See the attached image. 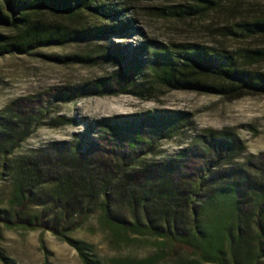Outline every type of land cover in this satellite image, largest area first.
Instances as JSON below:
<instances>
[{
    "label": "trees",
    "instance_id": "obj_1",
    "mask_svg": "<svg viewBox=\"0 0 264 264\" xmlns=\"http://www.w3.org/2000/svg\"><path fill=\"white\" fill-rule=\"evenodd\" d=\"M197 10L194 6L183 12L191 15ZM127 11L104 0H0V57L30 55L39 49L124 35L135 27ZM48 16L57 19L50 22ZM86 16L99 21L90 23ZM237 27L228 31L264 38V14L244 20ZM121 46L113 43L98 57H50L63 64H96L100 60L115 64L107 76L57 88L54 105L87 96L130 94L148 98L158 88L203 92L231 102L264 96V71L255 68L264 62V48L237 54L196 43L165 47L143 41L131 50ZM32 116V111H21L0 120V153L11 154L20 141L28 139ZM187 120L186 114L169 109L97 119L86 122L87 131L78 141L54 142L22 156L14 162L13 211H0L6 214L3 219L13 227H35L44 222L79 251L85 264H91L86 252L90 246L65 232L76 230L93 202L102 197L105 217L111 223L133 233L167 239L171 253L184 249L199 258V262L182 264H260L259 257H240L238 252L249 241V219L244 210L249 201H256L254 223L258 237L264 236L263 184L238 168L212 174L240 150L241 143L233 133L211 132L203 138V146L194 151L204 159L196 172L201 174L198 177L182 171L184 152L176 159L154 163L142 160L163 141L177 136ZM201 186L210 189L211 211L217 215L228 208V213L206 226L194 216L191 225L184 226L180 208L187 207ZM36 191L41 199L37 204L48 207L51 217L45 218V212L34 218L28 216L27 197ZM115 192L129 202L134 221L111 214L107 203ZM140 206L146 222L138 216Z\"/></svg>",
    "mask_w": 264,
    "mask_h": 264
},
{
    "label": "rangeland",
    "instance_id": "obj_2",
    "mask_svg": "<svg viewBox=\"0 0 264 264\" xmlns=\"http://www.w3.org/2000/svg\"><path fill=\"white\" fill-rule=\"evenodd\" d=\"M124 6L135 27L124 35H112L102 40H84L64 46L39 49L30 55L0 57V120L15 117L16 113L32 111L29 137L20 141L13 152L0 153V211H13L16 188L15 163L36 149L54 142H75L87 131L86 122L154 110H173L184 113L188 120L175 137L162 142L153 153L144 157L148 163L176 159L186 153L182 171L199 176L198 168L204 163L194 153L203 146L204 137L211 132L233 133L241 143L240 150L219 169L220 172L238 168L264 186V96H247L228 101L218 95L197 91H177L158 88L148 98L130 94L117 96H87L54 105L57 88L78 86L109 75L114 63L100 60L96 64H63L50 57L90 55L98 57L111 44L131 50L143 41L159 46L196 43L216 49H227L237 54L245 50L264 48V38L233 35L228 29L238 30L237 24L264 14V1L257 0H104ZM197 7L196 13L183 11ZM171 8V9H170ZM177 12V14H176ZM180 12V13H178ZM183 12V13H182ZM90 23L99 20L86 16ZM56 16H48L53 22ZM239 32V31H238ZM255 68L264 71V62ZM36 103V104H34ZM25 110V111H24ZM95 133L92 137L96 140ZM101 143V142H100ZM10 148V146H9ZM9 150V149H8ZM7 155V156H6ZM6 156V158H5ZM205 173L206 179L207 172ZM52 189V187H47ZM209 188L198 187L197 195L182 206L179 217L184 226L191 225L194 216L206 226L214 218L223 217L228 208L217 215L211 211ZM38 191L28 198V216L45 218L51 210L38 205ZM102 197L90 207L87 217L76 229L65 232L75 240L86 243L91 264H182L199 262L198 256L184 249L172 251L167 239L130 232L108 221ZM256 201H249L245 213L249 219L248 240L239 249V256L259 257L264 264V236L258 237ZM107 205L111 214L134 221L129 202L119 193H112ZM138 216L146 222L143 208ZM0 213V264H85L79 251L65 239L57 236L44 222L35 227L11 226ZM51 217V216H50ZM79 218V217H77ZM74 223L76 221L74 220ZM73 225H70L72 227Z\"/></svg>",
    "mask_w": 264,
    "mask_h": 264
}]
</instances>
